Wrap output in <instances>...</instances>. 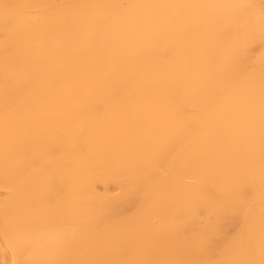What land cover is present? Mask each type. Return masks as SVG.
<instances>
[{
	"label": "bare ground",
	"instance_id": "obj_1",
	"mask_svg": "<svg viewBox=\"0 0 264 264\" xmlns=\"http://www.w3.org/2000/svg\"><path fill=\"white\" fill-rule=\"evenodd\" d=\"M91 1L93 3L88 9L85 7L84 0H76L75 7L68 11L70 14H66L67 25L65 26L63 22L56 25V14L49 15L50 18L43 20H36L30 16L27 9L38 3L35 0H0V25L15 23L18 39L24 42L27 50L34 52L37 58L39 52L35 45L38 41L47 40L49 42L52 35H57V33H61L65 37L68 30L77 27L82 32L81 36L74 38L79 42L77 45L79 48H72L71 43L69 44L70 38L66 39L67 46L64 52L62 51L56 60L51 58L52 60L45 59L43 62L42 67L48 74L44 75L46 76L44 90V99L46 100L41 105L44 108V115L38 120H32L34 110L30 109H21L15 118H6L0 114V184L14 186L18 192L17 196L1 200L0 203V259L8 260V264H126L132 248L137 245V243L135 246L133 244L143 236L142 231V235L135 231L137 225L145 224L146 217L152 212H157L163 220H169L175 215L178 216V219H171L175 220L174 223V220L172 221L171 229H159V231L170 230L169 232L147 236L148 249L160 250L165 261L176 263L178 261H175V258L187 253L190 249V237L185 234L188 217L204 205L210 210L216 211L227 224H232L237 230H241L238 237L234 238L236 240L230 239L231 235H224L226 232L221 234L219 241L225 244L224 249H226V259L223 261L227 260L229 264H264V210H250L248 208L250 204L246 207L242 204L243 201L240 202L237 199L236 195L231 196L220 189L214 190L204 185H197L191 187L192 191L190 192V190H186L190 186L176 181L177 179L171 180L166 189L164 187V190L161 189L162 191L159 192L157 201L159 207H156V204L149 208L144 212L142 218L133 217L134 207L143 194V189L145 187L149 189L150 184L155 182L152 181L153 175L148 171L149 166L142 163L143 161L139 158L136 160L141 161L140 163H133V159L131 160L127 155L125 157L123 153V156L121 154L112 156L99 152V149V151L95 150V145L90 140V122L86 121V113L81 111L82 105H79V100H83L82 96L90 99L91 103L96 100L107 103L120 98L122 110H120L119 117L115 116L117 120L112 123L111 130L104 134L105 139L111 138L112 140H106L107 142L121 144V146L126 144L127 146L131 138L133 140V137L143 136L146 146L152 147V139L155 135L168 134L170 137L166 136L170 139L159 146L156 156L164 170L167 168L176 170L177 173L182 171L185 174L188 171H193L197 176L213 181L219 187L238 189L244 197L253 203L262 205L264 202V4L258 3L252 7L239 6L236 12L234 7L238 3L237 0H187V6L182 11L186 9L190 11V23L187 21L188 16L185 15L183 18L187 21L186 23L176 21L173 17L165 22L164 20L168 19L167 11H170L169 9L160 17L152 16L154 20H152L153 23H150L147 11L151 9L145 0H137L132 6L133 16L124 21L122 25L123 42L116 45L118 51H114L106 50L100 46L103 42L101 40L110 41L111 37H108L107 30L105 33L103 31L92 36L88 33L91 27L97 28L106 22L107 12L114 6L109 3V0ZM171 2L175 3L176 1L171 0ZM227 19L231 23H228ZM66 20L63 19V21ZM203 20L206 21L202 22ZM140 23L145 24L148 28L147 34L141 39L137 34V27L141 26ZM199 27H204V29L198 30ZM191 40L195 41L196 56L190 57L186 54L187 52L184 53L180 49L175 52L172 62L167 63L168 65L165 62L166 66L162 67L156 75L149 72L154 76L145 81L146 87L140 89L138 86L141 103L132 104L131 101L129 102L127 98L123 97L122 91L117 89L116 82L137 87L136 83L142 71L139 62L148 53L158 47H177L182 42ZM59 43L61 42L59 41ZM75 50L81 51V57L77 55L79 58L76 60L73 56ZM6 51L8 53L9 49ZM15 54L14 51H10L7 57H13ZM16 57H18L17 54ZM146 63L148 62L146 61ZM246 63L253 65L251 72L242 70ZM95 65L99 66L97 71L103 78L101 84L91 88L85 87V90L80 87L78 90L75 87L77 90L74 94L70 92V89L68 91L65 88V84L61 85V81H67L65 78L72 74V71H79L83 75V72H91ZM33 66L35 67L34 64ZM156 67H158L157 64ZM18 68L21 71L28 70L29 72L27 66L22 62ZM32 71H35L34 68ZM146 74L149 76L148 72ZM29 76L26 77L29 78ZM30 77L32 79V76ZM8 80L6 83H9ZM81 83L78 82V85L81 86ZM142 87L144 86L142 85ZM216 89L226 90L222 106H218L219 104L212 106L213 94L217 93ZM33 92L31 91V94ZM28 103L26 104L28 105ZM193 103L196 104V108L197 104H203V106L206 104L210 108L197 116L193 114L192 116L189 110L192 108L190 104ZM12 105V102L0 99V111L12 107ZM202 109L200 110L202 111ZM138 117L144 126H136V129L130 131L132 125L130 123L135 119H138L139 122ZM119 118L128 122L122 123ZM201 122L206 131L202 138H197L192 134L195 132L193 127ZM98 124L95 126L97 127ZM182 129L189 133V139L194 137L191 140H194L191 147L189 142V148L187 147L186 151L182 150L179 145L180 132L184 133ZM215 138H217V145L212 150V162H209V158L206 159L209 157L207 150ZM104 145L108 146L110 150L112 149L107 143ZM128 148L124 151H127ZM115 150L119 151L117 148ZM5 151L10 152V156L5 157ZM120 152L122 151L117 153ZM174 154L182 155L183 158L179 159L185 161L183 168L178 167L181 165L180 163H178L180 165L177 164L178 166L173 163L172 156ZM45 155L52 157L55 169H50L52 171L49 172L50 170L44 166L49 174L43 183L37 184L38 179L36 183L33 182L27 170L29 171L33 159L34 161L36 158L41 160L40 158ZM142 156L140 155L141 159ZM79 157H84L85 161L89 162L88 164L92 162L93 165L91 163L88 168L81 169ZM153 160L155 161V159ZM180 162L182 163V160ZM40 164L42 165V163ZM212 165H215V168L211 169ZM159 169L161 171L162 167ZM109 171L114 175L117 172H124L125 175L128 173L130 190L128 189L129 191L122 194L121 199L117 201L116 205L114 204L115 206H112L113 208L103 210L102 204L106 202L104 201L105 194L100 195L101 191L99 194L97 192L99 190L96 189L99 183H107L106 178ZM151 171H154V168ZM155 171L158 172V169ZM41 173L43 174V172ZM110 175L109 178L112 176ZM165 177L163 180L166 181L168 176ZM187 178L189 179V177ZM8 186L3 187L7 188ZM158 186L157 188H159ZM104 187L107 188V186ZM10 189L12 192L13 189ZM148 192H144V194L146 195ZM153 194L155 195V193ZM151 196L153 197L152 194ZM180 199L182 206L178 207L176 202ZM102 217H105L104 221ZM125 219H129V225L127 223L126 225L120 224ZM4 220L8 221L7 226L3 225ZM79 220L84 222L82 230H78L75 226ZM109 225H117L119 231L105 230ZM138 229L140 228L138 227ZM253 230H257V236L261 239L260 245L248 240V237L254 232ZM204 232L198 231L201 234ZM201 234L197 235L201 236ZM212 240L211 238L209 241ZM199 247L197 248L199 249ZM138 250L134 249V251ZM29 251L32 253L28 254ZM203 251L205 253V250Z\"/></svg>",
	"mask_w": 264,
	"mask_h": 264
},
{
	"label": "rangeland",
	"instance_id": "obj_2",
	"mask_svg": "<svg viewBox=\"0 0 264 264\" xmlns=\"http://www.w3.org/2000/svg\"><path fill=\"white\" fill-rule=\"evenodd\" d=\"M36 1V5L34 4V6L32 7H29L27 9L28 11V14L30 16H32L33 18H35L36 20H43V19H46V18H50L51 16L49 15H54L56 14L57 16L55 17V20H56V25H60L61 22L64 23V25L66 26L67 25V20H66V14H70L68 13V11H70L71 8H74L75 6V3H76V0H35ZM110 4L112 6H114V8H111L110 10H108L107 12V17H106V22L103 23L100 27H97V28H93L91 27L89 30H88V33L89 35H94V34H100L102 33H105L106 30L109 34V38H110V41H104V40H101V44L100 46L106 50H114V51H118V46L116 45H120L122 42H123V39H122V31H123V24H124V21H126L127 19L131 18L133 16V11H132V6L133 4L137 1V0H109ZM176 2L173 3L171 2V0H145L146 4L149 6V8L151 9L150 11H147V18H148V21L150 23H153L152 20L153 17L157 16V17H160L162 15H164V12H166L167 9H169L170 11H167V17L168 19L167 20H164L165 22H167L170 18L173 17L174 20L176 21H184V23H186L188 21V23H190V11H187L184 10L182 11L186 6H187V0H175ZM238 3H236L235 7H234V10L237 12L238 9H239V6H254L255 4H258V3H262L264 4V0H257V1H254V0H237ZM85 2V7H87L89 9V7L91 6V4L93 3V1L91 0H84ZM248 2V3H247ZM108 3V5H109ZM241 3V4H240ZM107 4V3H106ZM237 6V7H236ZM117 8V9H116ZM119 8V9H118ZM129 9V10H128ZM161 9H164V10H161ZM115 10V11H114ZM125 10H127L128 12H126ZM35 11V12H34ZM75 11V10H73ZM66 12V13H65ZM122 12V13H121ZM31 13V14H30ZM50 13V14H49ZM121 13V14H120ZM36 15V16H35ZM40 15V16H39ZM43 15V16H42ZM63 15V17H62ZM114 15V16H113ZM183 15L185 16H188V19L187 21L183 18ZM42 16V17H41ZM46 16V17H45ZM153 16V17H152ZM39 17V18H38ZM63 19H65L66 21H63ZM118 21V22H117ZM146 21V20H145ZM206 20H203L202 22H205ZM228 23H231V21L229 19H227ZM112 22V23H111ZM114 22V23H113ZM116 24V25H115ZM139 25L141 26H138L139 27V30H138V27H137V34H138V38H143L147 32H148V28L145 24H142L140 23ZM110 26V27H109ZM109 27V28H108ZM114 27V29L112 30V28ZM117 27V28H116ZM108 28V29H107ZM144 28V29H143ZM119 29V30H118ZM204 29V27H199L198 30H202ZM116 30V31H115ZM121 30V31H120ZM90 31V32H89ZM113 31V32H112ZM77 32V33H76ZM115 32V33H114ZM120 35H119V33ZM59 35V36H58ZM82 35V32L81 30H79V28H73L71 30H68V32L66 33V36L63 37V34L61 33H57V35H52L51 39L49 40V42L47 40H40L36 43L35 47L37 49V51L39 52V57L37 58L35 53L34 52H30L27 50L26 48V44L22 41H20L18 39V30H17V25L15 23H11L9 25H0V99L3 100V101H6V102H12L13 105L12 107H8V108H4L3 110L0 111V114L3 116V117H6V118H15L18 116L19 114V111L22 109V110H34L33 112V116L31 117L32 120H38L40 119L43 115H44V108L41 106L43 105L44 101L46 99H44V90H45V86H46V76L44 75H48L46 74V70L44 69V67H42L43 65V62L45 61V59H57L59 57V55L62 53V51L64 52L65 50V47L67 46V43H66V39H69V44L71 43V46L72 48H79V46H77L79 44V42H77L74 38L77 37V36H81ZM113 35V36H112ZM9 36V37H8ZM119 36V37H117ZM117 37V38H116ZM53 38V39H52ZM12 39V40H11ZM60 39V40H59ZM119 39H120V42H119ZM122 39V40H121ZM75 40V41H74ZM114 40V41H113ZM118 40V41H117ZM51 41V42H50ZM59 41L61 43H59ZM117 41V43H116ZM16 42V43H15ZM65 42V43H64ZM75 42V43H74ZM109 46H108V44ZM119 42V44H118ZM195 41L191 40V41H184L182 42L179 46L177 47H168V46H164V47H158L156 48L155 50H153L152 52L148 53L147 55H145L143 57V59L140 60L139 62V66L142 68V71L138 77V82L136 83L137 84V87L136 85H129V84H122L120 82H116V87L118 90L122 91V95L124 98H127V100H129V102L131 101L132 104H139L141 103L142 100L139 101V99H141V93H140V89L141 88H145V81H147L148 79H150L151 77H153L154 75H156L158 73V71L161 70L162 67L166 66V64H170L173 60V56L175 54V52H178L180 51V49L182 51H184V53H186L188 56L192 57V56H196L195 53H196V49H195ZM38 43H41L38 45ZM74 43V44H73ZM103 43H106V44H103ZM112 43V44H111ZM116 43V44H115ZM60 44V45H58ZM66 44V45H65ZM183 44V45H182ZM194 44V45H193ZM21 45H23L21 47ZM64 45V46H63ZM74 45V46H73ZM193 45V46H192ZM7 46V47H6ZM15 46V47H13ZM43 48H42V47ZM77 46V47H76ZM105 46V47H104ZM113 46V47H112ZM6 48V49H5ZM11 48V49H10ZM49 48V49H47ZM61 48V49H60ZM7 49H9L8 53L10 51H14V54L16 53L18 57H16V54L15 56L13 57H7ZM52 49V50H51ZM43 51L46 50L44 53L43 52H40V51ZM51 50V51H50ZM50 51V52H49ZM5 52H6V55H5ZM22 53V54H21ZM153 53V54H152ZM157 53V54H156ZM46 54V55H44ZM156 54V56H155ZM3 55V56H2ZM5 55V56H4ZM25 55H27L25 57ZM50 55V56H48ZM81 57V51L80 50H75V53L73 54V57L75 60L77 58ZM198 55V54H197ZM25 58H24V57ZM150 56V57H148ZM3 57V58H2ZM15 58V59H14ZM22 58V59H21ZM155 58V59H154ZM27 59V60H26ZM35 59V60H34ZM51 59V60H52ZM149 59V60H148ZM170 59V60H169ZM4 60V61H3ZM33 60V61H32ZM40 62H39V61ZM3 61V62H2ZM18 61V62H17ZM146 61L148 63H146ZM164 61V62H163ZM171 61V62H170ZM2 62V63H1ZM20 62H22L25 66H27V68L29 69V73L28 70H24V71H21L18 67H19V64ZM166 62V64H165ZM7 63V64H6ZM143 63V64H142ZM164 63V64H163ZM4 64V65H3ZM33 64L35 65V67L33 66ZM39 66H38V65ZM156 64L158 67H156ZM167 64V65H168ZM6 65V67H5ZM32 65V66H31ZM150 65V66H149ZM29 66V67H28ZM146 66V67H145ZM149 66V67H148ZM154 66V67H153ZM40 67V68H39ZM98 65H95L94 66V69L91 70V72H83V75H81L82 73H80L79 71H72L67 78H65L67 81L65 80H62L61 81V85L65 84V88L69 91L70 89V92L71 93H75L76 90L80 87V89H83L85 90L84 88H91L93 86H97L99 84H101L102 82V75L98 73L97 69H98ZM3 68V69H2ZM8 68V69H7ZM14 68V69H12ZM34 68L35 71H32V69ZM158 68V69H157ZM3 70V71H2ZM19 70V73H17ZM242 70L244 72H251L253 70V65L250 64V63H246L243 67H242ZM9 71V72H8ZM11 72V73H10ZM30 76H32V79L31 77L28 75V73ZM45 72V73H44ZM76 72V73H75ZM148 72V75L147 76V73ZM154 75H150L151 73ZM35 73V74H34ZM78 73V74H77ZM144 73H145V77H144ZM34 74V76H33ZM43 74V75H42ZM74 74V75H73ZM80 74V75H79ZM9 75V76H8ZM37 75V76H36ZM26 76H29L26 77ZM44 76V77H43ZM72 76V77H71ZM79 76V77H78ZM81 76V77H80ZM84 76V77H83ZM7 77V78H6ZM21 77H23V79H21ZM43 77V78H42ZM97 77V78H96ZM142 77V78H141ZM20 78V79H19ZM34 78V79H33ZM72 78V79H71ZM82 78V79H80ZM85 78V79H84ZM8 80L9 83H6ZM43 79V80H42ZM142 79V80H140ZM5 80V81H4ZM19 83L16 82V81ZM78 80V81H77ZM80 80V81H79ZM144 80V82H143ZM38 81V82H37ZM42 81V82H41ZM85 81V83H83ZM140 81V82H139ZM65 82V83H64ZM78 82H82L81 86L78 85ZM33 83V84H31ZM44 83V84H43ZM141 85H140V84ZM17 84V85H16ZM31 84V85H30ZM41 85V86H40ZM60 85V84H59ZM68 85V86H67ZM142 85L144 87H142ZM63 86V87H64ZM83 86V87H82ZM140 89H139V87ZM77 87V89L75 88ZM136 87V88H135ZM22 88V89H21ZM74 88V90H73ZM78 89V90H80ZM24 91V92H23ZM31 91L33 92L31 94ZM131 91V92H130ZM214 92V97L212 98L213 102H212V106L213 105H218V106H222L224 101L225 100V97H226V90L224 89H216ZM40 93V94H39ZM130 93V94H129ZM221 93V94H220ZM28 94V95H27ZM35 94V95H34ZM218 94V95H217ZM30 95V96H29ZM129 95V96H128ZM212 95V96H213ZM221 95V96H220ZM225 95V96H224ZM224 96V97H223ZM43 97V98H42ZM129 97V98H128ZM131 97V99H130ZM79 100V105L81 106V111L83 113H86V118L88 122H90V130H89V133H90V140L92 142V144H94V149L98 150L99 152H102L104 154H110V155H119L121 154V156H123V154L127 155V157L132 160L133 159V163H140L141 161H137L136 159H140L142 160L143 162L142 163H145L149 166L148 168V171L150 174L153 175L152 177V181L154 183H151V187L148 189V187H145V189H143L142 193L141 194V197L140 199L138 200V202L136 203L135 207H134V210H133V213H132V216L133 217H136V218H142L144 212L146 210H148L149 208H152L154 206H157L156 207H159V202H157L159 199V195L162 190L166 189V187L168 186V184H170L169 181H173V180H176V181H179V182H182L188 186H190V188L186 189L187 191L190 190V192L192 191V188L194 186H197V185H204V186H207L208 188H211V189H220L221 191H223L224 193L226 194H229L231 196H235L237 197V199L242 202V204H244L246 207L247 205L248 208L250 210H264V202L263 204H256V203H253L252 201H250V199L244 197L238 189H224L222 187H219L216 183H214L213 181H210V180H206L202 177H199L197 176L193 171L190 172L188 171L187 174H185V172H182V171H179L177 173L176 170H171V169H167L164 170L163 166L159 163L158 158L156 157L157 156V152H158V148L159 146H161L162 144H165L170 138V136L168 134H158L159 136H154V138L152 139V142H153V146L152 147H147L146 146V140L143 136H137V137H133V140L130 139V143H128V147L126 146V144H123L122 147L121 144L118 145V144H110V142H107V141H112L111 138L108 140V138L105 139V133L110 131L111 128L113 127L112 123L117 120L116 117H119V113H120V110H122V106L121 105V102H120V98L118 99H115L113 101H110V102H101V100H96L95 102H92L90 101V99H88L86 96H82ZM216 98L217 101H216ZM40 99V100H39ZM134 99V100H133ZM220 100H222L220 102ZM26 101V102H25ZM29 103H28V102ZM81 101V103H80ZM33 102V103H32ZM120 102V103H119ZM139 102V103H138ZM216 102V103H214ZM28 103V105L26 104ZM85 103H89V104H85ZM92 105V107H91ZM194 105V106H193ZM201 105V104H200ZM199 104H197V108H196V104H190V115H194V116H197L198 114L202 113V112H205L208 110V108H210L208 105L206 106V104H204L205 106H203V104L200 106ZM215 105V106H216ZM199 106V107H198ZM203 106V107H202ZM99 107V108H98ZM112 107V108H111ZM84 108V109H83ZM89 108V109H88ZM92 110H91V109ZM110 108V109H109ZM198 108H203L202 111ZM88 109V110H87ZM97 109V110H96ZM99 109V110H98ZM102 109V110H101ZM112 109V110H111ZM88 112H87V111ZM107 110V111H106ZM112 112H111V111ZM197 110V111H196ZM15 111V113H12V112ZM101 111V112H100ZM103 111V113H102ZM105 111V112H104ZM199 111V113H198ZM10 112V113H9ZM98 112V113H97ZM194 112V113H192ZM196 112V113H195ZM5 113V114H3ZM118 113V114H117ZM37 114V115H36ZM96 114V115H94ZM101 114V115H100ZM11 115V116H10ZM112 115V116H111ZM192 115V116H193ZM100 116V118H99ZM106 116V117H105ZM104 120L102 122V119ZM105 117V118H104ZM113 118V119H112ZM122 119L124 117H121ZM121 118L120 119V122H121ZM139 118V122H138V119H135L134 121H132L130 124L131 125V130L130 131H133L134 129H136V126L139 127V125L144 126L143 123H140L141 122V119L140 117ZM101 122H98L100 121ZM99 123L97 125V127L95 126L97 123ZM125 122L127 123L128 121H123L122 120V123ZM136 123V125H135ZM105 124V125H104ZM110 124V125H109ZM197 125V126H196ZM194 127H193V131L195 130V132L198 134H196L195 132H192L193 135H195L197 138H202L206 129L204 127V125L201 123H198L196 124ZM202 125V126H200ZM111 126V127H110ZM134 126V127H132ZM199 126V127H198ZM107 127H110V128H107ZM203 127V128H202ZM107 128V130H105ZM198 128V129H197ZM183 130V129H182ZM92 131V132H91ZM94 132V133H93ZM184 133L180 132V138H179V145H180V148L184 151L188 150L187 147L189 145V142H190V147L193 143L192 138L194 137H190L189 139V133H186L184 130H183ZM184 134H187L184 136ZM191 134V133H190ZM104 135V136H103ZM165 135V136H164ZM168 135V136H166ZM103 136V137H102ZM162 136V137H161ZM95 137V138H94ZM140 137V138H139ZM168 137V138H167ZM186 137V138H185ZM162 138V139H161ZM167 138V139H166ZM93 139V140H92ZM103 139H105L104 141H102ZM157 139V140H156ZM101 140V141H100ZM107 140V141H106ZM159 140V141H158ZM99 141V142H98ZM216 141H217V138H215L212 143L209 145L210 148H208L207 150V155L209 157H206L209 158V162H212V150H214L215 146L217 145L216 144ZM98 142V143H97ZM106 144L109 145V147H111L112 149L110 150V148H108V146L104 145L103 144ZM160 142V143H159ZM183 144H182V143ZM109 143V144H108ZM158 144V145H157ZM98 145V146H97ZM103 145V147H102ZM183 145V147H182ZM98 148H97V147ZM121 146V148H120ZM119 147V148H118ZM107 150H106V149ZM115 148L119 149V151H122L120 153H117L119 152L118 150H115ZM127 149V151L124 149ZM189 148V147H188ZM103 149V150H102ZM131 151H130V150ZM136 149V150H135ZM140 150V153L138 154V151ZM147 150V152H146ZM157 150V151H156ZM145 151V152H144ZM150 151V152H149ZM115 152V153H114ZM125 152V153H124ZM154 152V153H153ZM5 157H8L10 156V152H7L5 151ZM123 153V154H122ZM130 153V154H129ZM8 155V156H7ZM117 155V156H118ZM140 155H143L142 157L143 158H146V159H141L140 158ZM46 156V157H45ZM45 159L44 157H41L39 160H37V158L33 159V162H31V167L29 166V171L27 170L28 172V175L30 173V179L36 183V180H37V184H41L43 183L44 180H46V177L47 175L49 174L48 173V170L52 169L54 170L55 169V163L52 159L51 156H48V155H45ZM137 156V157H136ZM152 156V157H151ZM178 156H181V157H178ZM150 157V158H149ZM152 158V160H150ZM157 158V159H156ZM179 158H183L181 154H174L172 156V161L173 163H176V166H178L179 168H183L184 165H185V161L184 159H179ZM44 159V160H42ZM149 159V160H148ZM155 159V161L153 160ZM79 160V166L81 169H86L89 167V165L92 163L90 162V164H88L86 161H85V158L84 157H79L78 158ZM180 160H182V163L180 162ZM42 161V162H41ZM50 161V162H49ZM145 161V162H144ZM148 161V162H147ZM157 161V162H156ZM177 161V162H175ZM42 163V165L40 164ZM87 163V164H86ZM180 163V164H178ZM184 163V164H183ZM153 164V165H152ZM156 164V165H154ZM178 164V165H177ZM34 165V166H33ZM41 165V166H39ZM54 165V166H53ZM93 165V163H92ZM48 169H46L45 167ZM157 166V167H156ZM39 169H38V168ZM53 167V168H52ZM83 167V168H82ZM161 171L159 168H161ZM34 168V169H33ZM36 168V169H35ZM43 168V169H41ZM45 168V169H44ZM154 168V171H151L152 169ZM212 168H215V165H212L211 166V169ZM33 169V170H32ZM158 169V172L155 171ZM46 170V171H44ZM52 170H50L49 172H51ZM37 171V172H36ZM162 171H166V172H163ZM43 172V174L41 173ZM46 172V173H45ZM154 172H155V175H154ZM171 172V173H169ZM109 174H111L110 178H109V174H107V183L105 182L104 184L103 183H99L97 185V189L96 190H99L97 191L99 194H100V191H101V194L100 195H104V201H106L104 204H102V208L104 206V209L103 210H109L110 208H113L112 206H115L117 201L119 199H121V197L123 196L122 194H125L126 191H129L130 189V179H129V175L128 173H126V175L128 176L127 178L125 177V173H119L117 172L115 175L112 173V172H108ZM119 173V174H118ZM176 173V174H174ZM171 174V175H170ZM174 174V175H172ZM181 174V175H179ZM36 175V176H35ZM38 175V176H37ZM187 175V176H185ZM43 176V177H42ZM117 178H116V177ZM164 176H168L166 181L165 179L163 180ZM174 176V177H173ZM33 177H36L35 179H32ZM39 177V178H37ZM120 177H123L122 179ZM165 177V178H166ZM176 177V178H175ZM179 177V178H178ZM184 178V179H181V178ZM189 177V179H191V181H189V179L187 178ZM195 177V178H193ZM114 182H113V180ZM125 178V179H124ZM162 178V179H161ZM173 178V179H172ZM110 179V180H109ZM117 179H119L117 181ZM128 182H127V180ZM160 179H161V183H160ZM35 180V181H34ZM41 180V181H40ZM159 180V181H157ZM168 180V181H167ZM184 180V182H183ZM112 183H110V182ZM123 181V182H122ZM126 181V182H124ZM151 181V182H152ZM157 182V183H156ZM169 182V183H168ZM114 183V184H113ZM118 183V184H116ZM124 183V184H123ZM158 183H159V186H158ZM102 184V185H101ZM107 184V185H105ZM116 184V185H115ZM129 184V185H128ZM154 184V185H152ZM157 184V186L159 188H157V186H155ZM166 186H165V185ZM193 184V185H191ZM2 184H0L1 186ZM107 186V188H105L104 186ZM121 185V188H119ZM162 185V187H161ZM3 186H8V185H5L3 184L2 187H0V203L4 200V199H8V198H12V197H15L17 196L18 192H17V188L14 186H8L7 188L3 187ZM116 186V187H115ZM118 186V187H117ZM153 187V188H152ZM155 187V188H154ZM165 187V188H164ZM192 187V188H191ZM9 188V189H8ZM12 188V192H11V189ZM105 188V189H104ZM152 188V189H151ZM164 188V189H163ZM2 189V190H1ZM8 189V190H6ZM129 189V190H128ZM162 189V190H161ZM4 190H6L4 192ZM119 190V191H118ZM148 190H150V192H148ZM154 190V191H153ZM105 191V192H104ZM110 191V192H109ZM109 192V194H108ZM125 192V193H124ZM144 192H148L146 193V195L144 194ZM152 192V193H151ZM4 195H3V194ZM9 193V194H8ZM17 193V194H16ZM103 193V194H102ZM107 193V194H106ZM155 193V195L153 194ZM13 196H12V195ZM151 194L153 195V197L151 196ZM233 194V195H232ZM9 197H8V196ZM107 195V196H106ZM110 195V196H109ZM150 195V196H149ZM146 196V198H144ZM3 197V199H2ZM149 197V199H148ZM155 197V198H154ZM118 198V199H117ZM147 199V200H144V199ZM151 198V199H150ZM154 198V199H153ZM116 199V201H115ZM2 200V201H1ZM150 200V201H149ZM108 201V202H107ZM144 203H141L143 202ZM150 203H148V202ZM153 204H152V203ZM155 202V204H154ZM157 202V203H156ZM181 202V203H180ZM144 206L141 205V204ZM111 204V205H110ZM115 204V205H114ZM150 204V205H149ZM253 204V205H252ZM176 205L178 207H181L182 206V200L180 199V201L178 200L176 202ZM107 206V207H106ZM147 206V207H146ZM263 206V207H262ZM259 207V208H258ZM139 208V209H138ZM138 210V211H136ZM143 211V212H142ZM199 211V212H198ZM136 212V214H135ZM142 213V215H141ZM195 214V215H194ZM194 214H190V216L188 217V226H187V230H185V234H187L188 237H190V249L187 253H183L179 256H177L175 258V261H178L180 262L181 264H229L228 261H223L226 259V249H224V245L223 243H221L219 241L220 239V236H222L221 234H223L224 232V235H227V236H230L229 238L230 239H233V240H236L234 238H237L238 235L240 234L239 231L241 230H237L236 227H234V225L232 224H227L223 218L214 210H210L209 208H207L206 206L202 205L200 206V208H198L197 211L194 212ZM137 215V216H136ZM176 217V218H175ZM175 217H171L174 218V219H178V216L175 215ZM195 217V218H194ZM220 217V218H219ZM103 221L105 219V217H102ZM163 220L161 219V216L157 213V212H152L150 213L147 217H146V220H145V224L143 225H137L140 229H138V227H136V232L137 234L139 235H142L143 233V236L140 238V240H138L137 242H135L133 245L135 246L136 243L137 245L135 247H138L140 248L139 250L137 248H132V251H134V249L138 250V251H134L132 253L131 251V255L128 257L127 259V262L126 264H171V263H174V264H177L178 262H170V261H165L162 256L163 254L160 252V250H157V249H153V250H149L148 248V244H149V240L146 238L147 236H155L161 232H169L170 230H161L159 231L160 228H166V229H171L173 227V223L175 222V220ZM151 220H152V223H151ZM163 220V221H162ZM6 221V222H5ZM125 221V222H124ZM173 221V223H172ZM7 220H4L3 221V225L4 226H7L8 223ZM123 222V224H122ZM148 222V223H147ZM163 222V223H162ZM129 225V219H125V220H122L120 222L121 225ZM147 223V224H146ZM168 223V224H167ZM171 223V224H169ZM208 223H210L208 225ZM215 223V224H213ZM218 223V225H217ZM149 224V225H148ZM190 224V225H189ZM211 224H213V226H211ZM81 225V226H80ZM149 227H148V226ZM168 225V227H167ZM215 225V226H214ZM76 228L78 230H82L83 227H84V222L81 220L77 221V224L75 225ZM80 226V227H79ZM151 226H154L151 228ZM170 226V227H169ZM196 226V227H195ZM111 227V228H110ZM116 229H115V228ZM143 227V228H142ZM209 227V228H208ZM212 227V228H211ZM108 228V229H107ZM107 228L105 230H110V231H113L115 232V230L118 229V226L115 225H109V227L107 226ZM145 228V229H144ZM156 228V229H155ZM207 230H206V229ZM149 229V230H148ZM220 229V230H219ZM138 230V231H137ZM140 230V231H139ZM119 230H117L118 232ZM142 231V233H141ZM145 231V232H144ZM159 231V232H158ZM199 232H204V233H198ZM254 232L252 233V235L250 237H248V240L249 241H252V242H257L258 245H260L261 243V239L257 236V230H253ZM140 232V233H139ZM145 233V235H144ZM190 233V234H189ZM201 234V236H198V235ZM205 234V235H204ZM206 235H207V238H206ZM199 237V239H197ZM256 237V238H255ZM211 238L213 239L211 242L209 240H211ZM196 239V240H195ZM206 239H209V240H206ZM256 239V241H255ZM201 240V241H200ZM218 240V241H216ZM140 241V242H139ZM207 241H209L207 243ZM144 242V243H143ZM206 243V244H204ZM140 244V245H139ZM200 245H202L201 247H199ZM140 246V247H139ZM222 246V247H221ZM199 247V249L197 248ZM203 248V249H202ZM205 250V253H203ZM210 250V251H208ZM198 251V253H197ZM32 252L29 251L28 254H31ZM213 253V254H212ZM135 254V255H133ZM210 254V255H209ZM140 255V256H139ZM137 256V257H135ZM139 257V258H138ZM224 258V259H223ZM131 259V261H130ZM148 261V262H147ZM7 262V263H6ZM0 264H8V260L6 261H2L0 259ZM10 264V263H9Z\"/></svg>",
	"mask_w": 264,
	"mask_h": 264
}]
</instances>
